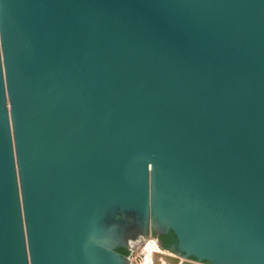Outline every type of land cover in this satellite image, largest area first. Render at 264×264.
Wrapping results in <instances>:
<instances>
[{"label":"water","instance_id":"95a60500","mask_svg":"<svg viewBox=\"0 0 264 264\" xmlns=\"http://www.w3.org/2000/svg\"><path fill=\"white\" fill-rule=\"evenodd\" d=\"M115 207L264 264V0H0V264H131Z\"/></svg>","mask_w":264,"mask_h":264},{"label":"flooded vegetation","instance_id":"af4514ba","mask_svg":"<svg viewBox=\"0 0 264 264\" xmlns=\"http://www.w3.org/2000/svg\"><path fill=\"white\" fill-rule=\"evenodd\" d=\"M101 227L105 231L107 243H113L114 251L123 259H127L135 246L147 242L150 237L163 248L165 244H169V249H164L179 253L181 256L185 255L179 251L178 238L172 229H166L155 220L146 223L143 217L134 210L115 207V211L111 210L104 216ZM188 258L208 264L207 260H199L193 256Z\"/></svg>","mask_w":264,"mask_h":264},{"label":"bare ground","instance_id":"6f19581e","mask_svg":"<svg viewBox=\"0 0 264 264\" xmlns=\"http://www.w3.org/2000/svg\"><path fill=\"white\" fill-rule=\"evenodd\" d=\"M155 241H150L145 244L140 264H182L183 261H194L164 249ZM195 262L201 264L199 261Z\"/></svg>","mask_w":264,"mask_h":264},{"label":"rangeland","instance_id":"374dc122","mask_svg":"<svg viewBox=\"0 0 264 264\" xmlns=\"http://www.w3.org/2000/svg\"><path fill=\"white\" fill-rule=\"evenodd\" d=\"M150 238H152V237H150ZM149 238V240L147 241V242H150V241H155L154 239H150ZM146 242V241H145ZM144 242V243H145ZM146 242V243H147ZM156 242V241H155ZM144 243H142V244H139L138 246H136V249H135V251L130 255V259H131V264H140V262H141V255H142V251H143V249H144V247H145V244ZM160 245V244H159ZM161 246V245H160ZM183 257V256H182ZM184 258V257H183Z\"/></svg>","mask_w":264,"mask_h":264},{"label":"trees","instance_id":"16d2710c","mask_svg":"<svg viewBox=\"0 0 264 264\" xmlns=\"http://www.w3.org/2000/svg\"><path fill=\"white\" fill-rule=\"evenodd\" d=\"M164 248H168L169 249V244H165Z\"/></svg>","mask_w":264,"mask_h":264}]
</instances>
